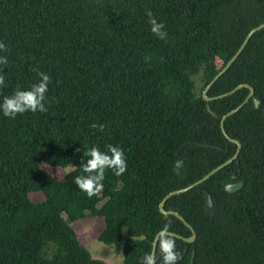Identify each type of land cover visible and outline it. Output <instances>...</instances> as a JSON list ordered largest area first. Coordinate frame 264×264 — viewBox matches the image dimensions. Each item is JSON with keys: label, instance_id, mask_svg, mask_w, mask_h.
Returning <instances> with one entry per match:
<instances>
[{"label": "trees", "instance_id": "obj_1", "mask_svg": "<svg viewBox=\"0 0 264 264\" xmlns=\"http://www.w3.org/2000/svg\"><path fill=\"white\" fill-rule=\"evenodd\" d=\"M146 8L165 24L166 40L151 32ZM263 24L264 0H0V41L9 49L0 52L8 57L0 101L37 82L36 70L52 78L47 113L0 112V264H107L79 242L74 224L89 219L124 264H140L165 223L193 236L161 205L236 155L221 123L252 92L207 102L196 77L206 91ZM241 84L252 85L261 106L251 100L224 123L243 144L239 159L165 205L197 230L194 242L177 236L178 264H264V30L207 96ZM109 143L124 149L127 171L106 170L102 191L89 198L74 177L87 149ZM45 166L75 170L59 180ZM241 183L243 190L226 192Z\"/></svg>", "mask_w": 264, "mask_h": 264}, {"label": "clouds", "instance_id": "obj_2", "mask_svg": "<svg viewBox=\"0 0 264 264\" xmlns=\"http://www.w3.org/2000/svg\"><path fill=\"white\" fill-rule=\"evenodd\" d=\"M151 32L160 40H166L168 33L165 30V24L158 21L151 9H145ZM8 46L0 41V52H8ZM0 65H8L7 55H0ZM3 68L0 67V86L5 85V75ZM38 80L32 83L28 88L17 85L16 90L8 96H4L0 101V112L5 117L15 118L18 114L31 111L33 113H47L46 94L49 90L51 77L49 74L36 70ZM93 129L103 131L104 124L92 123ZM106 150L102 151L99 146H92L84 152L88 159L81 164L83 174L74 177V183L78 188L87 194L89 198L98 195L104 185L106 170H111L115 176H121L127 171V158L125 151L118 145L111 143L105 146ZM79 151V149L77 150ZM177 236L170 231V224L165 223L156 233L152 250L141 257L140 264H157V256L161 259V264H176L181 259V254L177 251Z\"/></svg>", "mask_w": 264, "mask_h": 264}, {"label": "water", "instance_id": "obj_3", "mask_svg": "<svg viewBox=\"0 0 264 264\" xmlns=\"http://www.w3.org/2000/svg\"><path fill=\"white\" fill-rule=\"evenodd\" d=\"M262 30H264V24L261 25V26H259V27H257V28H255L254 30H252V32L250 33V35L248 36V38L246 39V41L244 42V44L242 45V47L240 48V50L238 51V53L235 55V57L230 62H228L223 67V69L213 78V80L208 84L207 90L204 93L205 100L207 102H211V101L216 100V99H221V98H225L227 96H231V95L235 94L236 92H238L239 90H241L243 88H250L251 89L252 92L249 95V97L247 98V100L239 108H237L236 110H234L231 113H228L226 116H224L223 117V120H222V123H221V128H222V131H223L224 135L228 139H230L232 142H234L237 145H239V149H238L236 155L231 160H228L224 164L220 165L219 167H217L216 169H214L213 171H211L209 175H207L205 178H203L197 184H195V185H193L190 188H187L185 190H182V191H179V192H176V193L171 194L165 201H163V203L161 205V210H162V212L166 216H169V215H172V214H176V215L180 216L192 228V230L194 231V234L191 237H184V236H182V235H180L178 233H175V232L171 231V232L175 233L176 236H179V237L185 239L186 241H189V242L196 241V238H197V230L195 229V227L190 222H188V220L182 214L167 211L165 209V205L172 198H174L176 196L185 195V194L190 193L191 191L197 189L198 187H200L201 185H203L204 183H206L207 181H209L212 177L216 176L218 174V172H220L224 168L232 165L235 161H237L239 159V157H240V155L242 153V150H243V144L239 140H235V139L231 138L230 135H228L226 133L225 127H224V123H225V121H226V119L228 117H231V116L235 115L236 113L240 112L251 100H254L255 101V103L257 105V108H260L261 102L257 98H255V93H256L255 92V89L250 84H241L240 87H238L236 90H234V91H232L230 93H227V94L218 96V97L210 98V97L207 96V93L210 90V88L212 87V85L218 80V78L221 75H223L228 69L231 68L232 65H234L238 61V59L240 58V56L244 53V51L248 47V45H249L250 41L252 40V38L258 32H260ZM183 165H184V162L183 161L180 162L179 163V168H181ZM244 187H245V184L244 183L237 184V185L227 186L226 187V192H228L230 194H235V193H238L239 191L243 190ZM205 203H206L207 212L211 215V217H214V214H215L214 204H213V202L211 200V197H210V195L208 193L205 194ZM186 253H187V251L185 252L184 256L186 255ZM194 259H195V255H194ZM194 259H193V263H194ZM178 263H179V261L176 262V264H178Z\"/></svg>", "mask_w": 264, "mask_h": 264}, {"label": "rangeland", "instance_id": "obj_4", "mask_svg": "<svg viewBox=\"0 0 264 264\" xmlns=\"http://www.w3.org/2000/svg\"><path fill=\"white\" fill-rule=\"evenodd\" d=\"M197 87L199 94L205 93V81L203 75H198L196 77ZM45 169L51 174L54 178L59 180H64L71 171L75 170V166H71L68 169L63 168H53L45 166ZM31 197L36 202H42L45 200V196L42 193H33ZM103 203L99 206L101 207ZM74 228L77 233L79 242L86 246L93 257L103 259L107 264H124V255L123 252H117L115 246L106 244L100 241L97 237V234L100 230V222L96 220H86L79 224H74ZM126 234H124L122 242L125 240Z\"/></svg>", "mask_w": 264, "mask_h": 264}]
</instances>
